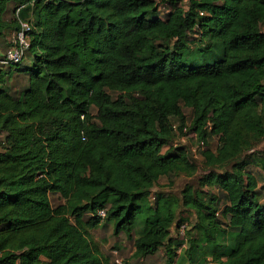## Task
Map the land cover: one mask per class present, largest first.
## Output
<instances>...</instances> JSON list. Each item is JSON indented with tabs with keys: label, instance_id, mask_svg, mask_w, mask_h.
<instances>
[{
	"label": "trees",
	"instance_id": "trees-1",
	"mask_svg": "<svg viewBox=\"0 0 264 264\" xmlns=\"http://www.w3.org/2000/svg\"><path fill=\"white\" fill-rule=\"evenodd\" d=\"M184 1L0 0V61L21 20L34 28L29 63L0 65V264H111L91 234L104 222L135 258L165 247L174 264L186 212L210 244L239 230L218 264H264L249 170L264 171V0ZM191 136L201 164L182 144ZM200 165L196 185L152 202L162 178L192 179ZM205 187L222 192V211Z\"/></svg>",
	"mask_w": 264,
	"mask_h": 264
},
{
	"label": "rangeland",
	"instance_id": "rangeland-1",
	"mask_svg": "<svg viewBox=\"0 0 264 264\" xmlns=\"http://www.w3.org/2000/svg\"><path fill=\"white\" fill-rule=\"evenodd\" d=\"M186 2H188V0H185L182 5H186ZM161 9V17H165L166 9H164L163 5H161ZM11 17H13L12 13ZM200 36V34H196L191 35L190 38L192 41H195V43H198L196 41L200 39ZM11 37L12 35L10 36V39ZM27 63H29L28 58L15 68L22 69ZM19 81L20 79L14 77L8 82V86L11 88L12 93L14 90L16 91L21 87ZM185 113L190 123L192 116L190 110H185ZM94 114H96L95 111ZM187 140L184 139L182 144L188 146L193 155L195 153L196 156L194 159H200L197 158L198 143L195 137H188ZM1 141H3V137L0 136V143ZM218 142V138L210 139L209 148L216 150ZM256 150L264 154V142L260 144ZM1 151L0 147V152ZM202 162V157L200 160L196 161L197 164H201ZM203 167L204 166L200 165L199 173L192 179L186 176L162 178L157 187L153 190L151 199L156 193L160 192L180 197V194L186 185H196L198 179L205 174ZM249 170L259 180V189L261 191L260 199L264 204V171L260 167L254 165H251ZM202 190L212 191L221 199L220 208L222 211L227 204L226 198L223 196L222 192L215 187H205L202 188ZM52 202L54 206L63 203L59 196H52ZM152 202H154V198L152 199ZM218 216L220 221L225 223L226 219L223 217L222 212L219 213ZM185 217L188 218V221L181 228L175 226L171 231L172 244H174L173 248H176L174 264H218L216 257L218 256L222 260H226L228 253L235 248L240 240L239 230L230 228L226 235H218V240L216 241L218 244H210L207 239H204L203 230L201 228L203 226V220L197 218L196 214L189 212L185 213ZM91 234L94 241L99 245L103 257L108 259L111 264H168L167 249L165 247L161 248L159 252L152 257L146 259L135 258L134 242L124 235L116 236L113 227L105 222L102 223V226H100L99 229H96ZM215 250H217L218 254H216Z\"/></svg>",
	"mask_w": 264,
	"mask_h": 264
},
{
	"label": "built area",
	"instance_id": "built-area-1",
	"mask_svg": "<svg viewBox=\"0 0 264 264\" xmlns=\"http://www.w3.org/2000/svg\"><path fill=\"white\" fill-rule=\"evenodd\" d=\"M20 11H18L19 15ZM19 31L12 34L10 39L11 48L9 49L4 61H0V65H19L26 56L30 48L31 34L34 31L32 24L29 21H20ZM101 216L105 217V213L101 212ZM122 264V263H118Z\"/></svg>",
	"mask_w": 264,
	"mask_h": 264
}]
</instances>
